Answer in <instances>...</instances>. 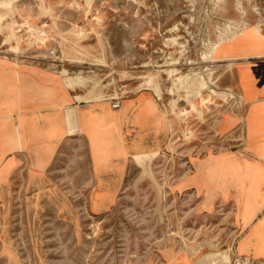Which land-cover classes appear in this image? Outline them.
Masks as SVG:
<instances>
[{"label": "rangeland", "instance_id": "rangeland-1", "mask_svg": "<svg viewBox=\"0 0 264 264\" xmlns=\"http://www.w3.org/2000/svg\"><path fill=\"white\" fill-rule=\"evenodd\" d=\"M1 1L7 4L0 6L6 17L0 22V264H207L203 257L221 252L232 264H264L244 256H264L257 248L264 249V211L237 247L244 232L237 220L254 212L240 213L236 201L213 195L223 183L218 167L196 175L208 195L191 186L196 160L246 156L217 143L218 119L239 112L240 99L234 91L224 101L206 90L191 99L198 113L184 90L170 93L177 76L207 68L217 90H233L230 61L204 56L220 37L248 27L259 26L264 37V0ZM68 76L84 81L69 85ZM150 76L174 119L170 144L136 155L116 195L92 194L100 181L86 179L84 144L59 156L15 146L27 103L51 102L58 83L87 102L112 105L140 91L156 93ZM174 99L183 117L172 113Z\"/></svg>", "mask_w": 264, "mask_h": 264}, {"label": "crops", "instance_id": "crops-1", "mask_svg": "<svg viewBox=\"0 0 264 264\" xmlns=\"http://www.w3.org/2000/svg\"><path fill=\"white\" fill-rule=\"evenodd\" d=\"M228 51L220 61L232 62L231 87L242 107L239 112L225 113L218 119L217 143L242 149L246 156L223 153L214 156L215 159L196 160L191 186L208 195L210 187L202 185L196 175L215 164L223 171V183L213 195L222 192L224 197L236 201L240 213L254 212L252 219L237 220L244 229L237 241L238 247L242 239L250 237L251 230L263 218L259 214L264 211V160L260 156L264 154V37L258 33L240 35ZM57 87L50 103L46 101L48 97L36 104L33 98L27 103L23 130H20L23 138L15 146L23 145L40 153L47 149L51 155L59 156L67 153V146L84 144L90 164L86 179L100 181L93 187V195H116L136 155L160 153L167 147L174 119L155 92L140 91L114 109L108 102L80 100L78 96L82 94L62 83ZM70 113L75 123H69ZM16 152L13 148L6 157ZM1 154L0 146V157ZM252 252L244 256L264 261L263 255Z\"/></svg>", "mask_w": 264, "mask_h": 264}, {"label": "bare ground", "instance_id": "bare-ground-1", "mask_svg": "<svg viewBox=\"0 0 264 264\" xmlns=\"http://www.w3.org/2000/svg\"><path fill=\"white\" fill-rule=\"evenodd\" d=\"M8 2H9V0H8ZM6 4L7 3L5 1H1L0 2V6H5ZM6 7H11V5L10 6L8 5ZM2 19H6V17L5 18L4 17L2 18L0 16V22L2 21ZM2 28H5V27H2ZM254 28H255L254 32H251V30H253V29H251V28L248 27L244 31L234 32L231 35L220 37V39L218 41H216L215 43H213L211 45L210 53L208 55L204 56V57L206 59H208L209 62H218V61H220L222 58H224L225 56H227L229 54L228 47H231L233 45V41L235 39H237L240 35H245L247 33H259L261 31L259 26H255ZM10 35L12 36L13 33L11 32ZM9 39H10V37H9ZM172 40H173V38H172ZM193 63H195V62H192V61L190 62V64H193ZM229 64L232 65V62L229 63ZM176 71H177V69L171 70L169 72V75L175 73ZM64 72L67 73L66 70ZM213 73H214V70L213 69H210L209 70V68H207L206 70H203V71H198V72H193V73L186 74V75L177 76L175 78V80H174V87L171 89L170 93L172 95H174L176 92L178 93V92H181L182 90H184L186 92L185 95L187 97L188 103H192L194 109H196L197 112L199 110L197 109V106H195V104L193 103V100H191V99H193V98H195V99L200 98L201 99L202 98V95H203V92L206 91V90H208L214 96L221 97V98H223L224 101H227L230 96H233L234 92L230 88L226 90V91H228L230 93H228V92H222V91L217 90L215 88V87H217V84H216V81L213 79ZM66 79H67V83H69V85L70 84L71 85L81 84L84 81V78L82 76H68V78L66 77ZM154 81H155V77L154 76H150L148 83L150 85H153V88L155 89L156 93L160 97L161 96V90L154 83ZM78 99L84 100V101L85 100H89V98L86 97V96H84V95L78 96ZM201 102H202V100H201ZM177 105H178V100L177 99H174V100L171 101L172 113L176 117H178V118L179 117H183L184 115H186V113H183V112L180 113V111L179 112L177 111ZM68 120L72 121L73 123L75 122V119H74V116H73L72 113L69 114ZM18 130H20L19 127H17V133H18ZM17 138H18V140H20V139H22V136L21 137L17 136ZM216 167H217V165L215 164V165H213V166H211L209 168L203 169V170L205 172L208 170L212 174V172L214 171V169ZM202 171H201V173L202 174H205V172L203 173ZM257 248L259 249L258 250L259 253L264 254V249L262 247H260V245H258ZM258 255H260V254H258ZM205 261L207 262V264H232L231 256L229 254L224 253V252L208 254L205 257H203V260H201V263H204ZM237 264H240V263L237 262Z\"/></svg>", "mask_w": 264, "mask_h": 264}, {"label": "built area", "instance_id": "built-area-1", "mask_svg": "<svg viewBox=\"0 0 264 264\" xmlns=\"http://www.w3.org/2000/svg\"><path fill=\"white\" fill-rule=\"evenodd\" d=\"M113 101H114V102H113V104H112V107H113L114 109H118V108L121 107V100H120V99H114Z\"/></svg>", "mask_w": 264, "mask_h": 264}]
</instances>
